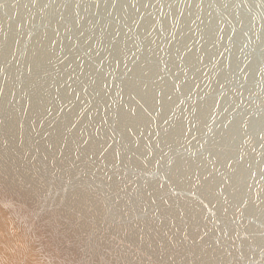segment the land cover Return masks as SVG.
Instances as JSON below:
<instances>
[{
  "label": "water",
  "instance_id": "obj_1",
  "mask_svg": "<svg viewBox=\"0 0 264 264\" xmlns=\"http://www.w3.org/2000/svg\"><path fill=\"white\" fill-rule=\"evenodd\" d=\"M0 264H264V0H0Z\"/></svg>",
  "mask_w": 264,
  "mask_h": 264
}]
</instances>
